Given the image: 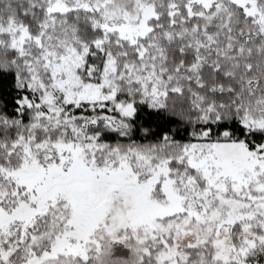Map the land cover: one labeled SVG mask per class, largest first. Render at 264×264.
Instances as JSON below:
<instances>
[{
    "label": "rangeland",
    "instance_id": "374dc122",
    "mask_svg": "<svg viewBox=\"0 0 264 264\" xmlns=\"http://www.w3.org/2000/svg\"><path fill=\"white\" fill-rule=\"evenodd\" d=\"M45 1L42 26L55 31L41 33L35 41L44 48L45 99L51 104L59 93L67 103H95L99 109L109 102L121 118L132 117V103L116 99L111 58L101 72L93 66L87 70L90 81L80 79L77 69L84 66L86 49H75L68 38L58 39L55 26L61 21L56 14L76 9L94 12L105 33L134 43L152 30L153 0ZM190 1L206 11L214 6L217 11L227 1L235 3L264 32V6L257 0ZM4 25L0 23V36L8 34L9 45L20 50L28 39L25 28L13 19ZM197 46L203 48L202 43ZM155 60L146 61L145 73L129 66L124 72L143 87L149 81L154 102L165 95ZM54 111L49 114L61 120L62 109ZM62 114L69 119L67 112ZM247 119L264 126V118ZM69 137L34 145L22 141L20 166L0 170V258L13 252L1 247L2 239L17 231L23 240L30 234L38 246L43 237L54 234L48 250L38 256L32 253L26 264H183L188 260L186 248L197 245L210 248L224 263L250 264L245 258L254 251L264 252V145L248 150L239 142H194L173 164L157 159L152 149H133L112 167L88 159L87 149L93 147L96 135L72 126Z\"/></svg>",
    "mask_w": 264,
    "mask_h": 264
},
{
    "label": "trees",
    "instance_id": "16d2710c",
    "mask_svg": "<svg viewBox=\"0 0 264 264\" xmlns=\"http://www.w3.org/2000/svg\"><path fill=\"white\" fill-rule=\"evenodd\" d=\"M257 2L264 6V0ZM47 5L45 0H0V23L13 19L28 35L20 50L9 45L8 34L0 36V170L20 166L22 141L33 145L68 141L72 126L96 135L93 147L87 149L88 159L112 167L133 149H152L157 159L173 164L194 142H239L248 150L264 145V126L247 119L264 118V100L257 99L264 96V32L242 7L227 1L217 11L215 6L206 11L190 0H153L152 30L134 43L105 33L94 12L76 9L56 14L61 21L55 26L58 39L68 38L75 49H86L84 66L77 69L83 82L91 80L87 74L91 66L99 73L109 58L113 60L116 99L132 103L134 109L132 117L121 118L109 102L99 109L95 103H67L59 93L51 104L45 99L44 48L35 41L41 33L55 32L42 26ZM151 58L161 69L159 84L165 93L156 102L150 98L149 81L143 87L124 74L127 66L147 72L145 63ZM57 109L67 112L69 119L60 112L61 120H54L49 113ZM195 178L203 184L198 175ZM45 237L40 246L33 244L30 234L23 240L20 231L4 237L1 247L13 252L0 258V264H26L32 253L38 256L48 250L54 234ZM185 252L188 260L183 264H227L205 245L190 246ZM245 262L264 264V252H252Z\"/></svg>",
    "mask_w": 264,
    "mask_h": 264
}]
</instances>
